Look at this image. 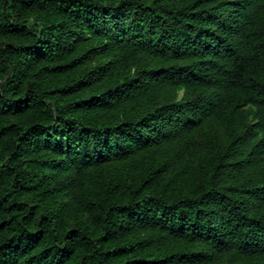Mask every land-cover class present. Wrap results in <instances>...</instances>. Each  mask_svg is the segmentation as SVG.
<instances>
[{"label": "trees", "instance_id": "1", "mask_svg": "<svg viewBox=\"0 0 264 264\" xmlns=\"http://www.w3.org/2000/svg\"><path fill=\"white\" fill-rule=\"evenodd\" d=\"M0 264H264V0H0Z\"/></svg>", "mask_w": 264, "mask_h": 264}, {"label": "rangeland", "instance_id": "2", "mask_svg": "<svg viewBox=\"0 0 264 264\" xmlns=\"http://www.w3.org/2000/svg\"><path fill=\"white\" fill-rule=\"evenodd\" d=\"M115 172H121V173L125 174V172H126V163L124 161L111 162L105 168V174L108 177L112 176ZM62 201L64 202V201H66V199H63Z\"/></svg>", "mask_w": 264, "mask_h": 264}]
</instances>
